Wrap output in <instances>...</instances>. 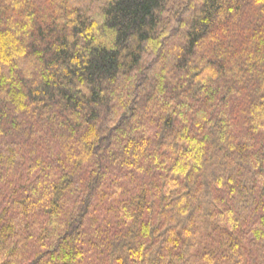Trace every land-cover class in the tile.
Returning <instances> with one entry per match:
<instances>
[{"label": "trees", "instance_id": "trees-1", "mask_svg": "<svg viewBox=\"0 0 264 264\" xmlns=\"http://www.w3.org/2000/svg\"><path fill=\"white\" fill-rule=\"evenodd\" d=\"M0 264H264V0H0Z\"/></svg>", "mask_w": 264, "mask_h": 264}]
</instances>
